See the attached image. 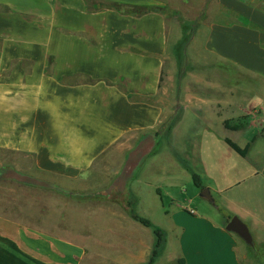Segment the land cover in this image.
<instances>
[{
  "label": "crops",
  "instance_id": "crops-1",
  "mask_svg": "<svg viewBox=\"0 0 264 264\" xmlns=\"http://www.w3.org/2000/svg\"><path fill=\"white\" fill-rule=\"evenodd\" d=\"M178 1L184 12L192 8L193 0ZM206 4L204 58L208 54L264 82V0ZM169 6L172 0H0V148L35 151L48 172L76 179L112 148L132 150L147 134L161 131L181 107L184 116L194 105L181 102L186 78L176 48L183 33L167 16ZM230 106L217 104L215 113L223 116ZM253 123L238 130L224 126L237 133L225 143L249 145L247 156L227 143L219 159L201 153L200 175L214 204L192 201V209L175 206L166 213V244L155 264H264V126ZM131 135L133 143L118 145ZM64 201L48 192L45 223L14 214L15 205L8 206L9 214L0 206V264L148 263L153 244L140 223L136 239H114L109 221V233L95 239L108 243V251L85 254L82 235L75 242L60 232L71 223L60 211ZM113 204L119 211L111 209L107 220L129 218L119 202ZM233 217L247 225L253 246L227 231Z\"/></svg>",
  "mask_w": 264,
  "mask_h": 264
},
{
  "label": "rangeland",
  "instance_id": "rangeland-1",
  "mask_svg": "<svg viewBox=\"0 0 264 264\" xmlns=\"http://www.w3.org/2000/svg\"><path fill=\"white\" fill-rule=\"evenodd\" d=\"M205 1L193 0L192 8L184 12L182 4L179 5L178 0H172V8L169 6L165 9L167 16L180 24L183 33L176 48L180 72H184L186 78V82L182 84L181 102L194 105L182 112L184 116L180 118L181 122L176 130L167 133L165 125L158 133L144 136L132 150L112 148L96 163L81 168L76 179H65L59 173L48 172V166L38 163L42 159H39L35 151L0 148V206L7 207L6 214H9L8 206L15 205L14 214L29 216L32 222L36 218L45 223L42 208H45V202L48 204V192L58 194L68 202L62 203L60 211L72 223L68 230V226L62 224L60 232L64 237L67 234L75 242L81 240L78 237L82 235L84 239L82 238L81 245L85 254L93 255L107 252L110 247L108 243L100 245L95 241L97 237L102 238L100 234L109 233V221L114 239H123L125 235L136 239L138 234L134 231L136 224H140L130 214L131 203V209L136 214L154 225L153 228L144 227L142 232L149 236L148 241L153 244L152 254L155 229L162 230L165 227L167 212L175 206L192 209V201L201 202L207 207L209 203L212 204L202 199V191L195 186L191 174L182 162L188 164L198 175H204L200 162L201 153L211 152L214 158L219 159L229 149L224 139L236 137L237 133L226 130L222 124L223 119L227 118L230 126L234 127H245L251 121L264 126V107L261 105L262 98L264 99V82L251 73L208 54L204 58L201 44L206 31L201 25L210 16ZM177 8L181 11H176ZM212 10H215L214 6ZM199 28L201 31L197 33ZM195 36L191 47L185 51ZM206 64L212 66L208 67ZM168 98L172 99V94ZM217 104L224 108H227L225 105H232L235 109L240 105L245 110L237 114V110L234 111L230 106L228 113L224 112L223 116H219L215 113ZM180 111L182 107L177 112ZM132 136L124 138L118 145L129 146L136 137ZM146 137L148 139L145 142ZM141 142H144L143 145L138 147ZM125 160L128 161L124 162ZM116 173L118 175L115 178ZM202 180L204 184H208L205 176ZM110 201L119 202L122 211L129 218L125 216L123 219L107 220L111 209L112 212L119 211ZM93 202L98 203L96 208L89 204ZM81 203L85 204L81 205L80 213L76 214V207ZM37 206L41 212L36 213ZM93 212L97 217L89 218ZM76 217L80 220H76ZM100 218L102 226L100 230H96L95 225ZM142 237L145 238V235Z\"/></svg>",
  "mask_w": 264,
  "mask_h": 264
},
{
  "label": "trees",
  "instance_id": "trees-1",
  "mask_svg": "<svg viewBox=\"0 0 264 264\" xmlns=\"http://www.w3.org/2000/svg\"><path fill=\"white\" fill-rule=\"evenodd\" d=\"M179 111V110H178ZM180 119V112H176L174 114V116H172L170 118V120L166 123V126L165 128L167 129V133H170L174 127V125L177 123V121ZM224 126L230 130H238L240 128H242L241 126H230L229 124V121H225L224 122ZM226 143L234 150L236 151L238 154H240L241 156H247L248 154V150L250 148V146L248 145L246 148L242 149L241 147H239L235 142H233L232 140L230 139H226ZM183 163V166L190 172L191 174V177H192V180L195 184V186L203 191L204 189H206L204 187V183H203V180H202V177L200 175H198L188 164ZM132 206H131V203H130V214L132 216V218L140 223L141 225L147 227V228H153V223L151 221H149L148 219H145L141 216H139L138 214H136L133 209H131ZM155 244H154V249H153V252L150 256V259L148 261L147 264H155L156 261L159 259L164 247H165V244H166V235L164 233L163 230L161 229H155Z\"/></svg>",
  "mask_w": 264,
  "mask_h": 264
},
{
  "label": "water",
  "instance_id": "water-1",
  "mask_svg": "<svg viewBox=\"0 0 264 264\" xmlns=\"http://www.w3.org/2000/svg\"><path fill=\"white\" fill-rule=\"evenodd\" d=\"M201 197L214 204V198L212 197V194L209 189H204L201 192ZM226 229L227 231L238 235L247 245L253 246L254 241L249 228L238 217H233L228 223Z\"/></svg>",
  "mask_w": 264,
  "mask_h": 264
}]
</instances>
